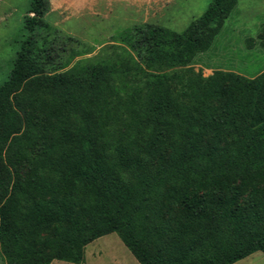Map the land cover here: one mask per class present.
Segmentation results:
<instances>
[{
  "label": "trees",
  "instance_id": "16d2710c",
  "mask_svg": "<svg viewBox=\"0 0 264 264\" xmlns=\"http://www.w3.org/2000/svg\"><path fill=\"white\" fill-rule=\"evenodd\" d=\"M236 3L93 53L29 0L0 84V264H81L111 232L139 264L264 253V71L193 66Z\"/></svg>",
  "mask_w": 264,
  "mask_h": 264
},
{
  "label": "rangeland",
  "instance_id": "374dc122",
  "mask_svg": "<svg viewBox=\"0 0 264 264\" xmlns=\"http://www.w3.org/2000/svg\"><path fill=\"white\" fill-rule=\"evenodd\" d=\"M29 0H0V84L8 78L20 46L22 18ZM211 0H49L45 19L87 45L111 42L112 35L134 23L152 22L175 31L208 7ZM209 75L215 69L245 76L264 71V0H237L212 45L193 64ZM1 260V259H0ZM51 264H72L53 260ZM81 264H139L115 232L102 235L85 247ZM232 264H264L257 251Z\"/></svg>",
  "mask_w": 264,
  "mask_h": 264
},
{
  "label": "crops",
  "instance_id": "0c3cea01",
  "mask_svg": "<svg viewBox=\"0 0 264 264\" xmlns=\"http://www.w3.org/2000/svg\"><path fill=\"white\" fill-rule=\"evenodd\" d=\"M254 253H255V252H254ZM254 253H252V254H254ZM252 254H251V255H252ZM251 255H249V256H251ZM249 256H247V257H249Z\"/></svg>",
  "mask_w": 264,
  "mask_h": 264
}]
</instances>
